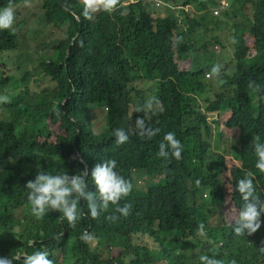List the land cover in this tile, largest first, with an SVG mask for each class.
Here are the masks:
<instances>
[{
	"label": "trees",
	"instance_id": "1",
	"mask_svg": "<svg viewBox=\"0 0 264 264\" xmlns=\"http://www.w3.org/2000/svg\"><path fill=\"white\" fill-rule=\"evenodd\" d=\"M34 1L48 41L34 46L31 31L21 35L26 20L18 30L0 29V92L10 100L0 103V258L23 264L39 249L53 264H200L201 254L221 264H264V214L252 235H236L232 223L245 171L255 174L264 199L254 152L257 137L264 143V0H226L221 16L213 13L223 0H120L91 20L83 0H0V11ZM162 1L173 3L174 18L156 15ZM231 20V74L217 76L211 69L224 57L210 44L224 46L217 31ZM14 85L22 90H2ZM149 100L151 110H137ZM99 115L106 128L94 132ZM116 128L130 131L127 143L115 145ZM168 132L182 144L179 160L157 155ZM107 159L133 185L119 203L131 205L129 215L109 205L93 219L84 200L74 226L58 211L31 213L26 184L38 171L87 168L88 190L96 192L91 170ZM155 175L162 184L148 186ZM201 223L206 236L198 233ZM85 233L93 239L82 240Z\"/></svg>",
	"mask_w": 264,
	"mask_h": 264
},
{
	"label": "clouds",
	"instance_id": "2",
	"mask_svg": "<svg viewBox=\"0 0 264 264\" xmlns=\"http://www.w3.org/2000/svg\"><path fill=\"white\" fill-rule=\"evenodd\" d=\"M120 0H83V15L86 19H93L94 15L99 11L111 13L116 10ZM220 4L218 8H223ZM218 10V9H217ZM215 12V11H214ZM15 21L14 10L11 6L0 11V29L11 28ZM221 66L214 65L211 69L212 74L219 75ZM248 87L253 91H258L260 86L255 81H250ZM10 102L9 97L0 95V103ZM153 100L146 102L147 107L138 108V111L153 107ZM155 103H159L155 101ZM146 128L145 121L142 118L136 120V130L140 135H144ZM157 130L152 131L151 135H155ZM115 137V145L120 146L128 142L130 131L123 128H116L113 131ZM182 144L176 138L175 133L168 132L164 135L163 141L159 144L158 156L168 159L169 156L179 160L181 158ZM254 152L257 156L255 164L256 169L264 173V143L256 138L254 144ZM116 161L114 159L103 160L93 167L91 170V178L96 186V192L88 190L87 168L78 171L74 175L69 173L52 174L46 171H38L34 180H29L26 184L28 189L27 200L30 205L31 213L42 218L48 211H58L68 221L69 225L74 226L79 218L78 204L80 200L87 202L89 214L93 219L99 217L101 211H107L109 205L116 206L115 210L120 214L127 216L130 214L131 205L125 204L119 206L122 199L129 196L133 189L130 180H126L117 173ZM255 174L251 170L244 172V175L236 183V191L240 194L243 201L242 207L233 213L232 223L234 225V233L236 235H252L261 227V216L264 214V199L256 193L254 185ZM199 184V181H197ZM116 219L117 217H110ZM198 233L206 236L205 226L203 223L198 225ZM85 242L93 239L91 234L85 233L81 237ZM47 250H35L32 254H25L22 258L23 264H53L48 259ZM19 257H3L0 258V264H13V261ZM200 264H221V262L207 254L199 256Z\"/></svg>",
	"mask_w": 264,
	"mask_h": 264
},
{
	"label": "rangeland",
	"instance_id": "3",
	"mask_svg": "<svg viewBox=\"0 0 264 264\" xmlns=\"http://www.w3.org/2000/svg\"><path fill=\"white\" fill-rule=\"evenodd\" d=\"M225 4L222 5L224 6L222 9L221 8H217L218 9V14H214V16H221V11L224 8H227V6H229V3L226 0H223L221 2V4ZM155 7V11L157 12L156 15L160 14V15H165V13L167 12V14H170L171 12L174 11V6L173 3L171 2H158L155 3L154 6ZM157 8V9H156ZM162 9V10H161ZM216 9V10H217ZM14 10V14H15V21L13 23V25L11 26V28L15 30H18L17 25L22 22L23 20H26L25 22V28L23 30H20L19 33L25 34L26 32L31 31V33L34 34V36L36 37V39L32 38V42L34 44V46H36L37 43H42L45 41H48V37L47 35L51 36V32L50 31H46L44 30V28H41L40 25L45 26L46 24H42L39 20L40 15L43 13L41 10V2L40 1H34L32 3H28V2H24L23 4H21L20 6H16L13 8ZM191 13H198V11L195 9V7H191ZM171 18H174V14H170ZM232 23L233 21H229L227 23H223L221 25V31H217V33H219L221 40L223 42L224 46L215 44L214 42H211V51L214 52L217 55H221L224 57V62H222L220 64L221 69H220V73H226V74H231V68H232V62H233V54H234V48H233V28H232ZM187 29V27H183L182 28ZM207 40H210V38H208ZM183 69H189L188 68V64H183L182 65ZM210 80L212 79V75L210 74ZM207 79H209V77H206ZM213 88L215 89V87L217 86L216 83H213ZM6 89V91H8L10 94H16L19 91L22 90V88H17L16 85L11 86V87H3L2 90ZM217 91V90H215ZM0 95H2V93L0 92ZM213 97V96H212ZM102 120L103 121V116L99 115L97 117L96 120V126H93L94 132H98L101 130H104L106 128V125L102 122L100 123L99 121ZM46 124L44 126H39L38 130L43 133L46 134ZM225 134V136L227 137H231L234 136V138H237V133L233 130H227V129H223L222 130ZM148 186L152 187L158 184H162V180H160L159 177L153 176L151 178H149L147 180ZM220 220L218 218H210V222L211 224H218Z\"/></svg>",
	"mask_w": 264,
	"mask_h": 264
},
{
	"label": "built area",
	"instance_id": "4",
	"mask_svg": "<svg viewBox=\"0 0 264 264\" xmlns=\"http://www.w3.org/2000/svg\"><path fill=\"white\" fill-rule=\"evenodd\" d=\"M223 5H225V4L223 3ZM223 7H224V6H223ZM214 14H218V10H215Z\"/></svg>",
	"mask_w": 264,
	"mask_h": 264
}]
</instances>
